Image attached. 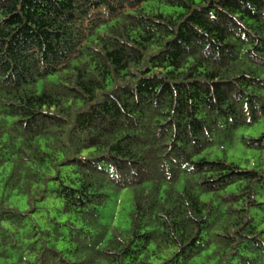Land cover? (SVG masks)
<instances>
[{"label":"trees","instance_id":"obj_1","mask_svg":"<svg viewBox=\"0 0 264 264\" xmlns=\"http://www.w3.org/2000/svg\"><path fill=\"white\" fill-rule=\"evenodd\" d=\"M263 129L264 0H0V264H264Z\"/></svg>","mask_w":264,"mask_h":264},{"label":"rangeland","instance_id":"obj_2","mask_svg":"<svg viewBox=\"0 0 264 264\" xmlns=\"http://www.w3.org/2000/svg\"><path fill=\"white\" fill-rule=\"evenodd\" d=\"M146 3H150L147 1ZM149 6V5H147ZM173 8L168 6H162V10L170 12ZM51 80L57 81V74L51 75ZM41 87V84H40ZM255 127L240 129L238 134L239 137L242 134L247 135H258L259 132H255ZM264 130V129H263ZM216 156L227 155L229 160L241 161L248 157L249 154L252 153L251 149H248L245 145L240 143V140H236L235 145L232 148L227 149L225 152L220 150L219 148H215ZM253 164H247L243 161V166H252ZM107 194L109 197L107 198L106 204L100 208V212L102 215L101 221L105 224L115 225L122 229L130 228V218L129 213L132 211L134 207V192L132 188H122V189H107ZM12 201L22 210L26 209V198L25 197H13ZM55 213V210L52 211ZM71 215H63L60 217L61 220H65Z\"/></svg>","mask_w":264,"mask_h":264}]
</instances>
